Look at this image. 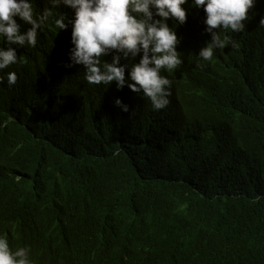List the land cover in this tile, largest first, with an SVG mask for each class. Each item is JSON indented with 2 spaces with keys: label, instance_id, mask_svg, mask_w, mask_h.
<instances>
[{
  "label": "trees",
  "instance_id": "1",
  "mask_svg": "<svg viewBox=\"0 0 264 264\" xmlns=\"http://www.w3.org/2000/svg\"><path fill=\"white\" fill-rule=\"evenodd\" d=\"M48 7L34 2L37 13ZM63 7L35 47L13 45L19 60L3 70L17 74L0 84V235L10 248L29 247L33 264H264V0L210 61L198 57L211 39L203 6L188 0L185 22L167 21L182 63L161 69L172 81L161 110L65 66L71 25L54 19L74 13Z\"/></svg>",
  "mask_w": 264,
  "mask_h": 264
},
{
  "label": "clouds",
  "instance_id": "2",
  "mask_svg": "<svg viewBox=\"0 0 264 264\" xmlns=\"http://www.w3.org/2000/svg\"><path fill=\"white\" fill-rule=\"evenodd\" d=\"M34 2L0 0V37L6 45V48L0 46V84L6 81L8 86H13L17 82L16 72L3 71L19 60L13 45L35 47L39 30L52 16L51 9L64 6L66 11L73 10V18L66 23V14L59 12L54 25L58 30L71 25L72 47L66 67L81 65L89 84L109 86L114 81L117 89L126 85L134 93H143L154 110L169 105L172 81L161 75V69H175L182 60L176 50V32L167 21L174 18L183 24L186 10L182 5L188 0H46L49 7L39 13ZM254 3L255 0H192L195 7L203 6L205 31L211 35L198 57L210 61L215 49H223L230 42L227 30L242 32ZM17 20L30 27L22 31ZM260 25L264 27V17ZM110 54L111 62L101 59ZM137 55L138 63H121L122 59ZM115 103L128 111L119 98ZM29 252L27 246L12 250L7 237L0 235V264H33Z\"/></svg>",
  "mask_w": 264,
  "mask_h": 264
}]
</instances>
